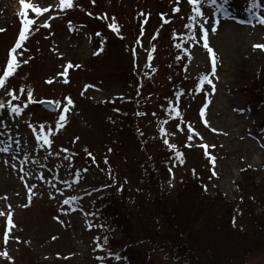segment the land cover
Returning a JSON list of instances; mask_svg holds the SVG:
<instances>
[{
  "label": "rangeland",
  "instance_id": "374dc122",
  "mask_svg": "<svg viewBox=\"0 0 264 264\" xmlns=\"http://www.w3.org/2000/svg\"><path fill=\"white\" fill-rule=\"evenodd\" d=\"M24 2L47 11L11 52L0 0V264H264V0Z\"/></svg>",
  "mask_w": 264,
  "mask_h": 264
},
{
  "label": "snow or ice",
  "instance_id": "6c2138e0",
  "mask_svg": "<svg viewBox=\"0 0 264 264\" xmlns=\"http://www.w3.org/2000/svg\"><path fill=\"white\" fill-rule=\"evenodd\" d=\"M20 3L22 5V8L25 10V11H22L20 13V15L22 17V23L25 26V30L22 31L19 34V40L17 41L16 46L11 50V52H16V50L18 48H21V41H24L26 39V33L28 32V26H30L33 23L32 20L27 19V11L26 10L30 8L32 10V12L36 13L37 15H39L43 11H47L46 8L35 7L32 4L25 3L24 0H20ZM189 3L194 6V10L196 11L197 15L200 16L201 18H203V13L201 12V10H200V8L198 6L199 5V0H189ZM209 3L213 4L214 6H216L217 7V11L226 12L227 0H224V4L223 5H217V0H209ZM255 6L256 5H254L253 7H255ZM61 7H69V8L72 7V0H61ZM177 11H178V9H177ZM260 23L264 24V17H261ZM218 24H219L218 20L214 21V25L211 28V31L214 32L216 30V25H218ZM0 31H3V29H0ZM201 31L203 33V37L202 38H203L204 47L208 50V52L210 54H212L213 50H212V48L209 47L208 41H207V35H208L209 29L208 28H204L203 26H201ZM256 47L264 48V45H256ZM24 62L26 63V61H24ZM214 63H215V61L213 60V64ZM8 65H9V70L10 71L12 69H14V67L16 65L15 57H12V59L9 60ZM10 71H6L3 74V76H0V86H4L5 79L10 75ZM201 79L205 83L211 84V80L207 76L202 77ZM5 91H7V89H5ZM28 95H29V97H31L32 93L29 92ZM72 103L73 102L71 101V99L68 98V104H72ZM3 107H4V105L0 104V108H3ZM9 107L11 108L12 112H18L19 111V109L17 107H15V106L9 105ZM60 120L64 121L65 120V116L61 115L60 116ZM189 131H192V129L190 127H189ZM191 139H192V137L189 136L188 140H191ZM44 142L45 143H50V141L46 137L44 138ZM164 142H165V144H167L168 143L167 139H165ZM169 147L170 148H175V145H169ZM204 147H207V146L205 145ZM176 155L177 156H181L182 153L177 152ZM0 215H4V213L0 212ZM8 224L12 225L11 213H8ZM98 247H99V245H98ZM2 255L7 256L8 254L6 252H4V253H2Z\"/></svg>",
  "mask_w": 264,
  "mask_h": 264
},
{
  "label": "water",
  "instance_id": "95a60500",
  "mask_svg": "<svg viewBox=\"0 0 264 264\" xmlns=\"http://www.w3.org/2000/svg\"><path fill=\"white\" fill-rule=\"evenodd\" d=\"M39 107L43 108L45 111H48V112H55V106L51 103H40L38 105Z\"/></svg>",
  "mask_w": 264,
  "mask_h": 264
},
{
  "label": "bare ground",
  "instance_id": "6f19581e",
  "mask_svg": "<svg viewBox=\"0 0 264 264\" xmlns=\"http://www.w3.org/2000/svg\"><path fill=\"white\" fill-rule=\"evenodd\" d=\"M226 10H227V8H226ZM228 23L229 22H226V18H224V16H222V21L219 24H222L221 26H223L224 24L229 25Z\"/></svg>",
  "mask_w": 264,
  "mask_h": 264
}]
</instances>
